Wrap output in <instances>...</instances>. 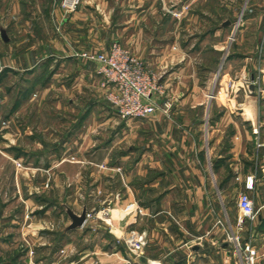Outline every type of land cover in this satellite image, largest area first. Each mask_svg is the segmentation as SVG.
<instances>
[{"label":"crops","instance_id":"1","mask_svg":"<svg viewBox=\"0 0 264 264\" xmlns=\"http://www.w3.org/2000/svg\"><path fill=\"white\" fill-rule=\"evenodd\" d=\"M87 1L68 17L55 11L62 34L39 47L52 60L34 64L38 45L33 42L26 58L4 65L31 74L39 72L37 66L53 67L52 80L68 84L60 92L70 106L58 108L64 124L52 126L55 135L49 128L18 123L25 108L12 112L9 132L0 127L6 132L0 144V260L21 249L18 264H45L48 258L50 264H227L225 224L238 236L242 218L230 199L246 191L248 178L254 179L249 194L257 216L246 222L255 229L252 240L264 242V66L251 56L247 77L234 74L230 69L239 61L229 54L210 101L209 86L189 69L184 54L147 38L144 5L153 0ZM9 3L10 9L0 12V35L4 23L16 20L20 1ZM91 3L99 4L100 14ZM249 8L244 18L264 20V0H250ZM45 14L50 20V12ZM35 19V31L51 36V28L47 33ZM115 41L150 69H165L161 84L172 109L123 121L105 102L100 65L76 54L105 52ZM67 116L73 117L70 123ZM103 210L107 222L98 213ZM84 212L91 217L71 229L70 213ZM131 231L147 243L138 260L125 245Z\"/></svg>","mask_w":264,"mask_h":264},{"label":"rangeland","instance_id":"2","mask_svg":"<svg viewBox=\"0 0 264 264\" xmlns=\"http://www.w3.org/2000/svg\"><path fill=\"white\" fill-rule=\"evenodd\" d=\"M19 1L16 20L10 21L12 25H9L7 22L4 23V27L6 26V28L2 27L4 34L0 35V127L7 128L9 132L14 124L13 120H11L12 112L18 108H25V119L19 116L21 119H16L18 123L29 124L31 127L49 128V133L55 135L52 126L64 122L62 121L64 118L63 111L60 113L57 111L58 108L70 106L69 100L65 99V94H61L60 92L61 85L67 84L65 80L63 78L52 80V70L54 68L49 66L45 68L37 66V71L39 72L31 74L20 73L4 65L13 66V60L26 58L28 46L32 45L33 42L38 45L34 56L32 53L34 59L32 62H35L34 64H38V62L43 64L52 60L45 57V54L39 47L47 37H51L56 41L62 34V27L58 25L57 20H54L55 11L61 9L64 16L68 17L78 12L88 1L83 0L79 8L72 13H66L61 8L60 4L63 0ZM249 1L153 0L152 3L149 2L147 5H144L146 8L145 15L148 16L147 21L150 25L148 26L150 29H148L147 38L152 39V42L154 39L155 46L157 47H162V42L163 44L169 43L171 45L170 49H172L171 52L179 51L183 53L185 60L191 63L189 69L194 68L195 74L198 76L199 73L200 80L207 83L205 86H209L207 96L211 101L210 98L212 97L213 100L218 93L219 77L229 54L237 56L236 58L239 61L236 69H234V66L230 69L234 74L237 72V74L247 77L245 67L246 63L250 61L251 56H253L255 61L258 59L260 67L264 66V20L256 19L251 21L252 19L247 20L244 18V14L250 9ZM11 2H14V0H11ZM8 3L9 0H5V2L4 0H0V12L5 13L6 10L10 9V3L9 5ZM132 6H134L133 9H136L138 13V4L136 3ZM89 7H92L94 12L101 13L99 4L91 3ZM48 11L51 14L50 20L45 14ZM32 16L36 18L35 23L38 21L44 25L47 33L48 29L51 28V36H42L41 33L39 34L38 29L35 31V27L32 26V23H34ZM39 17L41 19L37 20ZM155 21L159 22V28L157 29L153 27ZM156 33L158 35H154ZM158 40H162V42L159 43ZM93 52L100 53L104 51L95 49ZM78 54H76V57H78ZM134 54L141 59L136 53ZM156 72L164 76L163 73L166 71L163 69V71L159 70ZM244 87L248 91V84L245 83ZM234 88L233 84L230 83L228 91H232ZM107 93L104 98L105 102H108ZM72 118L71 116H67L66 122L70 123ZM5 133V131H0V144L4 143L3 135ZM230 204L238 208V198L233 197L230 199ZM98 213H102L105 221L109 219L106 216L108 211L103 210ZM94 214L97 215L95 212ZM225 228L226 252L228 253L225 256L227 264H243V257L251 251L256 252L254 264H264V260L260 258L264 255V242L260 241L258 243L252 240L255 229L249 223L245 222L240 226L238 230L240 234L237 236L240 239L239 241H235L234 230L232 225L230 227L228 221L225 224ZM134 235L138 238L141 234L138 231H131L125 239V245L130 255L133 256V259L138 260L144 256L147 243L145 241L146 244L141 249L130 247L131 245L127 240H131ZM197 245L201 246L200 244ZM21 253L22 250L17 249L6 257V260H0V263L6 261L9 264H18L17 257ZM180 262L182 260L178 259L177 263ZM50 263L51 260L48 258L45 264ZM212 263L219 264L218 260ZM29 264L33 263L30 262ZM149 264H152V262L149 261Z\"/></svg>","mask_w":264,"mask_h":264},{"label":"built area","instance_id":"3","mask_svg":"<svg viewBox=\"0 0 264 264\" xmlns=\"http://www.w3.org/2000/svg\"><path fill=\"white\" fill-rule=\"evenodd\" d=\"M82 2L83 0H63L60 6L66 13H72ZM77 56L100 65L98 74L102 79L103 87L108 89V103L121 120L143 121L150 119L160 109L166 112L172 109V101L168 99L166 89L161 84L163 76L151 70L142 59L119 42H115L108 51L100 53L86 51ZM161 99L166 100L162 105ZM210 99L212 100V97ZM252 190H254V179L248 178L246 191L238 198V208L242 215L240 226L246 221H253L257 216L255 203L249 194ZM90 217L91 215L87 214L86 221ZM235 237V241L240 240L239 237ZM127 242L130 247L137 249L143 248L146 244L142 235L138 238L134 235ZM255 259L256 252L251 251L243 257V264H254Z\"/></svg>","mask_w":264,"mask_h":264},{"label":"water","instance_id":"4","mask_svg":"<svg viewBox=\"0 0 264 264\" xmlns=\"http://www.w3.org/2000/svg\"><path fill=\"white\" fill-rule=\"evenodd\" d=\"M251 90L255 91L256 90V86L254 84L251 85ZM70 217L72 219V226L71 229H77L80 227H83L85 222H86V218H87V213L84 212L81 215H76L74 213H70Z\"/></svg>","mask_w":264,"mask_h":264}]
</instances>
